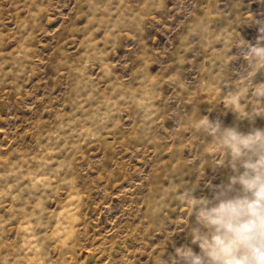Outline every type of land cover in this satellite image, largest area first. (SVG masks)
<instances>
[{"label": "rangeland", "instance_id": "374dc122", "mask_svg": "<svg viewBox=\"0 0 264 264\" xmlns=\"http://www.w3.org/2000/svg\"><path fill=\"white\" fill-rule=\"evenodd\" d=\"M253 22L264 0H0V264H164L187 188L227 175L193 125L264 82Z\"/></svg>", "mask_w": 264, "mask_h": 264}, {"label": "clouds", "instance_id": "9594fccd", "mask_svg": "<svg viewBox=\"0 0 264 264\" xmlns=\"http://www.w3.org/2000/svg\"><path fill=\"white\" fill-rule=\"evenodd\" d=\"M253 24L259 35L254 43L241 42L236 54L245 86L251 73L264 68V23ZM248 95L245 120L193 125L209 138L204 153L221 161L227 175L203 196L196 194L198 187L187 188L186 239L174 245L164 264H264V124L258 122L264 115L257 114L264 113V82L253 81Z\"/></svg>", "mask_w": 264, "mask_h": 264}]
</instances>
